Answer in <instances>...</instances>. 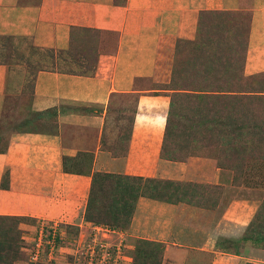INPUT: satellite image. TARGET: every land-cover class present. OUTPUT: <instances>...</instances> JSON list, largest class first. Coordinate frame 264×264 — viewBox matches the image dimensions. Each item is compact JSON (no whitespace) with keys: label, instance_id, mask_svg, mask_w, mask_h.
Returning <instances> with one entry per match:
<instances>
[{"label":"crops","instance_id":"1","mask_svg":"<svg viewBox=\"0 0 264 264\" xmlns=\"http://www.w3.org/2000/svg\"><path fill=\"white\" fill-rule=\"evenodd\" d=\"M240 10L250 15L240 71L264 73V0H0V36L54 53L52 67L31 74L29 93L15 81L17 69L0 63V120L8 94L19 104L16 127L0 150V183L5 170L10 176L0 188V216L82 220L95 172L165 179L168 185L158 186L167 197L138 198L128 229L134 236L194 254L197 264H264L219 247L246 224L253 206L226 204L228 175L208 160L162 157L170 91L136 85L169 76L177 40L200 41L203 13ZM73 27L99 34L91 50L77 52L79 72L62 69L73 63ZM128 104L131 124L120 137L124 118L115 119L116 109ZM47 123L53 130H30Z\"/></svg>","mask_w":264,"mask_h":264},{"label":"rangeland","instance_id":"2","mask_svg":"<svg viewBox=\"0 0 264 264\" xmlns=\"http://www.w3.org/2000/svg\"><path fill=\"white\" fill-rule=\"evenodd\" d=\"M249 16L246 10L203 13L200 41L195 44L177 40L178 52L169 64V76H160V81L152 83L136 80V85L170 91L171 107L164 128L162 157L176 161L208 160L211 166L221 168L228 175L229 184L223 188L226 204L236 199L253 206L246 224L238 232L223 236L219 247L231 254H242L250 261H261L264 260V73L246 76L240 71ZM70 34L73 63L65 62L62 69L79 72L76 69L81 68L82 62H78V53L91 50L99 34L84 29H70ZM53 56L52 49L34 47L28 39L0 36V63L9 70L11 66L17 69L15 81L23 85L26 93L31 89V74L39 67H52L49 64ZM17 105L8 94L0 120V150L16 127ZM10 108H14L12 113ZM132 109V104L116 109L119 113L115 119L118 115L124 118L118 129L120 137L128 135ZM39 128L53 130L50 123L30 130ZM92 179V199L83 210L82 220L0 216V264L198 263L194 254L165 249L164 242L136 237L128 230L138 198L167 197L165 192L169 190L159 189L158 185L162 187L169 182L115 174H93ZM9 180V172L5 170L0 188L8 187ZM192 193L190 200L196 198ZM42 227L48 234L53 230L60 233L50 261L46 247L38 261L30 255ZM100 241L114 247L109 257L102 251L98 255L100 261L91 263L89 255ZM205 259L206 263L211 261L209 255Z\"/></svg>","mask_w":264,"mask_h":264},{"label":"built area","instance_id":"3","mask_svg":"<svg viewBox=\"0 0 264 264\" xmlns=\"http://www.w3.org/2000/svg\"><path fill=\"white\" fill-rule=\"evenodd\" d=\"M94 229H97V227H95ZM60 233H56L54 230L52 232H49V234L47 233V231L45 229L40 228L39 229V234H38V239L34 245V247L31 249L30 251V255L32 260L38 261L41 254L43 252H45L44 247H46L47 250V260L50 261L53 257H52V253L55 251V249L57 248L58 244H57V238L59 236ZM96 241V239H94ZM114 245L113 244H106L103 241H100L97 244H94V250L90 253V261L97 263L98 261H100L99 258V254L100 252L103 251L104 254H106V256L109 257V252L110 249H113ZM98 250V251H97ZM97 252V254H96ZM106 258V257H103ZM97 262H96V261ZM105 261V259L103 260ZM111 262V260L109 261V263Z\"/></svg>","mask_w":264,"mask_h":264},{"label":"trees","instance_id":"4","mask_svg":"<svg viewBox=\"0 0 264 264\" xmlns=\"http://www.w3.org/2000/svg\"><path fill=\"white\" fill-rule=\"evenodd\" d=\"M216 12H219V11H216ZM215 11H207L206 13H216ZM201 24H203V23H200V25ZM74 29H78V27H73L72 28V30H74ZM72 35V34H71ZM168 117H169V115H168ZM167 122H168V118H167ZM167 122H166V124H167ZM167 159H171V158H167ZM171 160H174V159H171ZM95 174H102V173H94V175ZM105 175H108V174H105ZM93 190H94V180L92 179V185H91V189H90V195H89V198H88V203L90 202V200L92 199V194H93ZM12 217H14V216H12ZM22 217V216H21ZM24 217V216H23ZM248 264H255V263H248Z\"/></svg>","mask_w":264,"mask_h":264}]
</instances>
